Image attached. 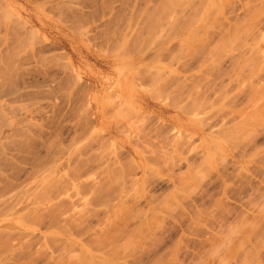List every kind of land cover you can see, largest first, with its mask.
<instances>
[{"label":"rangeland","instance_id":"1","mask_svg":"<svg viewBox=\"0 0 264 264\" xmlns=\"http://www.w3.org/2000/svg\"><path fill=\"white\" fill-rule=\"evenodd\" d=\"M169 1L0 0V264H264V0Z\"/></svg>","mask_w":264,"mask_h":264},{"label":"bare ground","instance_id":"2","mask_svg":"<svg viewBox=\"0 0 264 264\" xmlns=\"http://www.w3.org/2000/svg\"><path fill=\"white\" fill-rule=\"evenodd\" d=\"M169 2L173 3V1H171V0H170ZM175 2H176V0H175ZM175 2H174V3H175ZM167 3H168V2H167ZM174 5H175V4H173V6H174ZM166 8H167V6H166ZM169 8H170V7H169ZM171 8H173V7L171 6ZM171 8H170V9H171ZM174 8H176V7H174ZM174 8H173V9H174ZM174 10H175V9H174ZM161 12H162V11H161ZM179 13H180V12H179ZM157 14H158V13H157ZM159 15H160V14H159ZM168 15H169V14H168ZM175 15H176V14H175ZM157 17H158V16H157ZM161 18H162V17H161ZM156 19H157V18H156ZM156 19H154V20H156ZM166 19H167V17H166ZM158 20H159V19H158ZM168 20H169V19H168ZM165 21H167V20H165ZM159 22H160V21H159ZM168 22H169V21H168ZM170 25H171V24H170ZM178 34H179V33H178Z\"/></svg>","mask_w":264,"mask_h":264}]
</instances>
